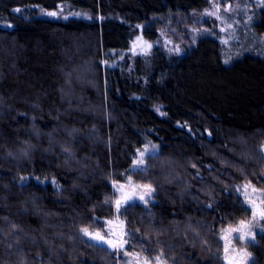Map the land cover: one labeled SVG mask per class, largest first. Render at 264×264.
Returning a JSON list of instances; mask_svg holds the SVG:
<instances>
[{"label": "trees", "instance_id": "1", "mask_svg": "<svg viewBox=\"0 0 264 264\" xmlns=\"http://www.w3.org/2000/svg\"><path fill=\"white\" fill-rule=\"evenodd\" d=\"M209 3L0 0V264H231L222 235L253 218L240 186L264 200V0L231 60L217 34L182 56L130 52ZM59 5L74 16L36 15ZM129 180L148 201H120ZM115 219L122 245L82 231ZM235 243L264 264V233Z\"/></svg>", "mask_w": 264, "mask_h": 264}, {"label": "rangeland", "instance_id": "2", "mask_svg": "<svg viewBox=\"0 0 264 264\" xmlns=\"http://www.w3.org/2000/svg\"><path fill=\"white\" fill-rule=\"evenodd\" d=\"M263 4V0H210V3L206 9L197 14L189 15L183 19H178L176 23L173 20H164L163 29L160 30L159 38L156 41L146 40L142 34L134 37L131 44L130 52L133 55L145 57L150 55L156 47H161L167 55L182 56L186 50L191 48L196 37L200 35L217 34L221 41L227 46V59L231 60V57L235 55L233 46L241 39V33L248 31V24L251 21V13L255 6ZM54 12L56 15H48V13ZM36 15L50 19H62L66 20L74 16L63 5H59L55 10L36 9ZM180 24V25H179ZM245 29V31H244ZM247 34V33H244ZM247 36V35H246ZM188 48V49H187ZM123 52H110L109 59L106 64L112 65L117 62L123 61ZM147 143L140 151L142 158L147 154L155 153L158 150V145L153 144L147 137L145 138ZM28 178H24L22 181H28ZM122 185L127 191H133L136 193L134 200H141L146 202L149 198H145L149 189L129 181L117 184ZM255 189V191L253 190ZM240 190L246 197L248 203L255 204L257 202L262 203V190L252 185H241ZM118 196L120 201L123 198L122 192L119 191ZM143 196L144 199H140ZM252 222L245 223L247 227L243 229L246 233V237H253L251 233ZM122 222L119 219L106 221V233L99 234L105 238L106 244L110 247H116L125 243L124 239H121L120 233L122 231ZM239 228V227H238ZM236 229V228H234ZM233 228L227 229L222 237L227 243V261L231 264H247L250 254L248 251L239 247L235 243V237L239 233L233 231ZM245 239L244 241H247ZM246 253L248 255H246ZM126 264H152L143 258L139 253L125 254ZM154 264H166L160 257L156 258Z\"/></svg>", "mask_w": 264, "mask_h": 264}, {"label": "flooded vegetation", "instance_id": "3", "mask_svg": "<svg viewBox=\"0 0 264 264\" xmlns=\"http://www.w3.org/2000/svg\"><path fill=\"white\" fill-rule=\"evenodd\" d=\"M262 203H264V200H262ZM250 208L253 211V218L250 222H252L251 226V233L253 234V237H246L248 240H253L261 233H264V218H261L260 212L261 210H264V205L257 202L255 204L249 203ZM255 213V215H254ZM249 222V223H250Z\"/></svg>", "mask_w": 264, "mask_h": 264}, {"label": "snow or ice", "instance_id": "4", "mask_svg": "<svg viewBox=\"0 0 264 264\" xmlns=\"http://www.w3.org/2000/svg\"><path fill=\"white\" fill-rule=\"evenodd\" d=\"M16 11H19V9H16ZM48 15H53L54 16V15H56V13L50 12V13H48ZM137 163L143 164V159L141 158L139 161H137ZM253 190L255 191V189H253ZM149 191H152V189L150 187H149ZM140 199L143 200L144 197L141 196ZM116 203H117V208H119L120 201H117ZM254 215H255V213H254ZM260 215H261V218H264V210H261ZM13 227H15V226H13ZM245 227H247V225L245 224L244 221H241L240 222V227L233 230V231L239 233V235L235 237V239H237L238 241H244L246 239V233L243 231V229ZM82 231L85 233V235H89L93 239L103 240V237H101L99 235V233H96L95 235H92L91 233L88 232V229L87 228L82 229ZM225 250L227 251V248ZM246 255H248V254L246 253Z\"/></svg>", "mask_w": 264, "mask_h": 264}, {"label": "water", "instance_id": "5", "mask_svg": "<svg viewBox=\"0 0 264 264\" xmlns=\"http://www.w3.org/2000/svg\"><path fill=\"white\" fill-rule=\"evenodd\" d=\"M117 188L122 192L124 202H129V201L133 200L134 196L136 195V193L133 191H127L125 188L122 187V185L118 186ZM94 240H98V239H94ZM99 241L101 243H105L104 238H103V240L99 239Z\"/></svg>", "mask_w": 264, "mask_h": 264}]
</instances>
